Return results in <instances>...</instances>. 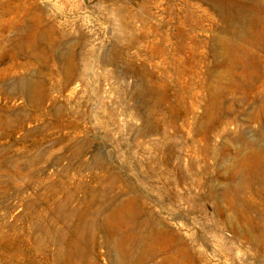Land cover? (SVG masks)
Here are the masks:
<instances>
[{
	"label": "rangeland",
	"instance_id": "1",
	"mask_svg": "<svg viewBox=\"0 0 264 264\" xmlns=\"http://www.w3.org/2000/svg\"><path fill=\"white\" fill-rule=\"evenodd\" d=\"M0 264H264V0H0Z\"/></svg>",
	"mask_w": 264,
	"mask_h": 264
}]
</instances>
